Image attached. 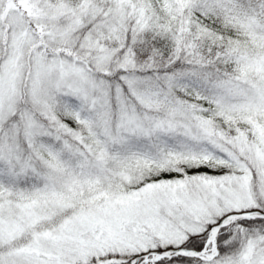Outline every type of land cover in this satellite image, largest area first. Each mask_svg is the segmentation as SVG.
Wrapping results in <instances>:
<instances>
[{
  "label": "snow or ice",
  "instance_id": "obj_1",
  "mask_svg": "<svg viewBox=\"0 0 264 264\" xmlns=\"http://www.w3.org/2000/svg\"><path fill=\"white\" fill-rule=\"evenodd\" d=\"M0 264H264V0H0Z\"/></svg>",
  "mask_w": 264,
  "mask_h": 264
}]
</instances>
